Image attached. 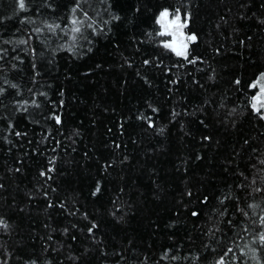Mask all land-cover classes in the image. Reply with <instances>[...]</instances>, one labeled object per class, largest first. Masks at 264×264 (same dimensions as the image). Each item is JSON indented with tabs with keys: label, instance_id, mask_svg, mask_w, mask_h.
I'll use <instances>...</instances> for the list:
<instances>
[{
	"label": "trees",
	"instance_id": "1",
	"mask_svg": "<svg viewBox=\"0 0 264 264\" xmlns=\"http://www.w3.org/2000/svg\"><path fill=\"white\" fill-rule=\"evenodd\" d=\"M78 4L97 31L73 42ZM262 21L264 0H0V264H264Z\"/></svg>",
	"mask_w": 264,
	"mask_h": 264
},
{
	"label": "snow or ice",
	"instance_id": "2",
	"mask_svg": "<svg viewBox=\"0 0 264 264\" xmlns=\"http://www.w3.org/2000/svg\"><path fill=\"white\" fill-rule=\"evenodd\" d=\"M18 2H19V7L21 9H24L25 8V0H18ZM78 8H79V4L77 5V8H74L72 10L73 11V19L70 21V23L72 25L70 31L73 34L72 35V41L73 42H75V40L77 39V35L78 34H82V28L83 27L92 28L94 32L97 31V29L94 28V26H93L94 25V21L93 22H89V21H92V18L89 16L88 12H86V11L83 12V18L82 19L76 17V13H77ZM168 16H169V11L167 9L163 10L160 13V18H159V20L157 22L161 23V26L165 29V32L167 34L175 36L181 29L186 27V24L185 23H180V10L179 9L176 10L175 19L170 22V25H167V24L163 23L164 18H166ZM113 18L117 19V20L119 19V17H113ZM105 23H107V21H105ZM262 23H264V21H262ZM46 27L49 29V31L55 32L56 29L60 28V25H58V24H47ZM36 31L39 32L40 29H36ZM65 34L67 35V33H65ZM187 40L195 42L197 40V37H196L195 34H191V35H189L187 37ZM4 43L5 44H9L11 42L8 41V40H5ZM18 43L23 45V44H26L27 41L20 40V41H18ZM164 47L165 48H170L173 52H175L176 56L183 57L185 60H188L189 63H193V64L196 63L195 60H189V57L187 55V48H188V44L187 43L181 42L179 44V46H177L175 44L166 43V44H164ZM33 52H34V50H33ZM0 59H3V54L2 53H0ZM145 63L147 64L148 61H145ZM33 66H35V65H33ZM261 79H264V73L261 74ZM236 83L239 84L240 82L236 81ZM253 86H255V85H253ZM11 87L12 88H16L17 86L15 84H12ZM5 91H6V89L0 88V95H3ZM41 95H43V93H41ZM261 97H264V85H261V87H260V96H253V104H252L253 110L257 114H260V118L261 119H264V114H261L262 113V109H264V99H262ZM25 103H27V102H25ZM32 103L35 105V107H37V108L40 107V105L36 104L35 101H33ZM258 104H259V106H258ZM153 111H156V109H153ZM173 115H176V113H173ZM53 118L55 119L57 124L61 123V119H60L59 116H55ZM149 126L151 127L152 125H149ZM161 131H163V130L161 129ZM15 135L19 137V136L22 135V133L16 132ZM52 162L54 163V161H52ZM261 163L264 164V160H262ZM52 170L53 169H48V171H52ZM40 175L44 176L45 173L41 172ZM96 191L99 192L100 189L97 188ZM192 215L195 217V216H198V213L194 211V212H192ZM245 215H247V213H245ZM260 219H261V222H262L261 227H264V217H261ZM0 225H3L5 227H7V225H4V222L2 220H0ZM97 227H98V225L93 224L91 226V228H89V233L91 234L92 229L93 228H97ZM246 231H247V229H246ZM259 242L261 243L262 246H264V233H261L259 235ZM228 251L230 252L231 249H228ZM252 251H253V255H255V250H252ZM219 264H224L223 260H221L219 262Z\"/></svg>",
	"mask_w": 264,
	"mask_h": 264
},
{
	"label": "rangeland",
	"instance_id": "3",
	"mask_svg": "<svg viewBox=\"0 0 264 264\" xmlns=\"http://www.w3.org/2000/svg\"><path fill=\"white\" fill-rule=\"evenodd\" d=\"M159 18H160V15H159ZM159 18H158V20H159ZM174 19H175V16H172L169 13V16L164 18L163 23L167 24V25H170V22L173 21ZM180 23H184L183 20L181 19V17H180ZM160 25H161V23H160ZM162 31L169 38L168 44H175V45L179 46V44L181 42H184V43H187L188 47H189V44L192 42V41H188L187 40V37L189 35L185 32V27L183 29H181L175 36L167 34L163 27H162ZM187 50H188V48H187ZM261 85H264V79H260L259 81L256 82V86L258 88V93H257L256 96H260V87H261ZM261 98L264 99V97H261ZM258 106H259V104H258ZM262 112L264 114V109H262Z\"/></svg>",
	"mask_w": 264,
	"mask_h": 264
},
{
	"label": "bare ground",
	"instance_id": "4",
	"mask_svg": "<svg viewBox=\"0 0 264 264\" xmlns=\"http://www.w3.org/2000/svg\"><path fill=\"white\" fill-rule=\"evenodd\" d=\"M162 35V34H161Z\"/></svg>",
	"mask_w": 264,
	"mask_h": 264
}]
</instances>
